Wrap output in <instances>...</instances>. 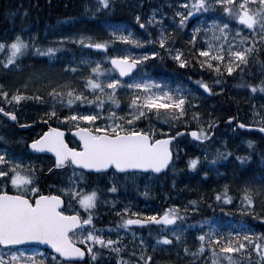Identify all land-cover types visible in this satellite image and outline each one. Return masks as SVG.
Listing matches in <instances>:
<instances>
[{"label": "snow or ice", "instance_id": "1", "mask_svg": "<svg viewBox=\"0 0 264 264\" xmlns=\"http://www.w3.org/2000/svg\"><path fill=\"white\" fill-rule=\"evenodd\" d=\"M99 4L105 8L110 5V0H99ZM251 5V6H250ZM214 7H218L223 13L227 14L230 19L240 22L251 35L245 36L241 28L235 30V35L230 36L229 24L213 20L208 28H204L205 39L209 42L206 46L198 48L194 54L196 62L201 69H208L219 76L225 73L232 74L239 70L244 71L249 63V57L264 46V0H184L182 5L183 11L174 13L178 20H175L178 28H184L189 17L194 13L208 12ZM186 13V14H185ZM137 22L141 28H144L145 22H141L139 15L136 16ZM159 18L156 16V10L148 17L146 23H158ZM201 28L194 26L189 43L195 45L197 34ZM211 33V37L208 36ZM111 36L116 40L126 43L140 45L142 43H158L161 48H166L169 55L178 62L181 67L190 66L192 57L185 58L180 49L168 47L172 34L167 32L163 25L160 27L159 34L155 41H141L134 37L133 33H124L122 29L117 28L111 31ZM35 36L25 38L22 34H16L10 41H0V51L6 50L4 66L16 65V61L25 56L30 48L35 49L40 54L53 55L58 51V47H47L41 49L36 42ZM76 39L75 37H61V40ZM88 42L89 46L94 49H107L111 40H93L92 37L81 35L77 43ZM251 41V43H249ZM259 41V43H257ZM62 46V45H61ZM157 50H149L136 58L131 55H120L108 57L113 70H118L120 76L131 73L141 61H146L149 57H158ZM264 63V62H262ZM244 66V67H242ZM73 72L76 68L71 69ZM106 69H101L99 62L91 68L92 73L97 74V78L91 75L85 77V89H92V99L84 94L83 90L70 86V82L58 84L51 87L48 92L53 104L50 110L41 116V119L47 123L46 118L57 117L55 104L59 102L64 106H69L68 115L59 116L58 119L71 121L75 124V130L82 147H69L64 140V132L59 127H48V130L42 135H38L30 141L29 147L38 152L45 150L55 154L54 167L61 168L65 165L79 166L81 169L95 170L97 173L105 170H119L127 174L129 171L151 169L160 172L165 168L172 158L170 142L175 138L173 135H162L156 138V129L151 125L147 130L139 128L135 123L149 115H154L157 119L165 121H179L187 112V107L191 106L188 95L185 90L177 86L170 89L168 85L157 84L153 80H141L129 84V88L142 90L139 94H132L128 105L130 111L124 115H118L116 111H110L105 117L106 122L102 125H95V121L100 119L102 112L84 114L71 110L72 105L79 101L81 104H93L99 109L104 108V101L101 94L105 93V87L110 89L106 93V98L110 101V107L118 108L120 101L116 98V90L121 86L119 79H109L107 84H102L99 75ZM196 83L205 91L211 92L212 88L203 79L197 80ZM219 84L220 79L213 81ZM253 92L257 90L256 85H248ZM260 91L264 92V83L260 86ZM0 97H3L6 103L16 102L19 104L23 100L33 99L42 100L38 95H28L16 89L9 94V91L0 85ZM164 110V111H161ZM0 113H4L12 121H17V115L14 111H6L0 106ZM199 113L193 114V119L199 117ZM231 121L233 117L229 116ZM89 122L90 127H80V122ZM241 128L259 127L264 133V116H261V124H245L238 122ZM214 123L209 121L208 129L204 127L191 131V135L198 140H206L211 135V129ZM181 135L177 131L175 136ZM252 146L253 141H249ZM223 156V153H218ZM7 157L5 151H0V264H45L44 259H37L36 253L28 255L26 250H21L16 246H22L28 242H39L50 245L55 253L59 254V259L53 256L49 264H85L83 258L86 256L96 261L101 254L100 249H106L108 252L116 255V264H132L130 260L120 255L122 251L121 237L117 234L116 240L106 238L102 233L103 229H97L93 223L95 209L97 207L98 193L95 189L85 193L79 188L77 169L73 167L72 176L68 178L67 186L60 189V194L42 192L34 182V167L25 168L21 163L16 162L13 158ZM199 157L192 158L188 167L195 169L199 163ZM241 160L250 159V157H239ZM51 171V169H49ZM207 175V173H205ZM83 173H79V180H83ZM11 185L16 191L8 190ZM115 184L109 189L115 192ZM227 186L224 187L223 194L217 193L216 199L223 198L226 202H231V197L227 194ZM147 194V193H145ZM264 194V188L254 190L252 187H246L242 193L241 211H247L255 216L254 205L256 196ZM68 197V206L65 205L64 196ZM79 204V208L71 207L72 201ZM193 205L196 201H191ZM81 209L85 215H81ZM193 211L196 209L193 208ZM128 213L129 209H122ZM137 214L121 218L120 227L130 229L132 225H147L150 222L163 225H175L180 216L178 206L163 211V214L147 215L141 213V218H133ZM264 220V216L259 217ZM209 223L207 231H201L198 239V246L195 251H191L184 246V252L190 253L194 257H199L207 250L211 264H251L253 253L258 257L257 264H264V234L253 233L245 225H240L239 231L228 232L227 235L221 233L215 224ZM87 226V227H85ZM135 233L133 237L135 238ZM177 241L181 237L173 232ZM164 244H171L172 241L167 235H162L157 240ZM140 247L146 249L145 241H139ZM86 245V247L81 246ZM99 246V247H97ZM155 247V245H153ZM107 254V253H105ZM140 260L136 264H148L152 259L149 255L145 259L142 253L138 254ZM63 258H69L67 260ZM71 258H79L72 260Z\"/></svg>", "mask_w": 264, "mask_h": 264}, {"label": "trees", "instance_id": "2", "mask_svg": "<svg viewBox=\"0 0 264 264\" xmlns=\"http://www.w3.org/2000/svg\"><path fill=\"white\" fill-rule=\"evenodd\" d=\"M179 4L180 2L176 8L175 0H128V3L125 4L110 1L109 7L105 8L99 4V0H0V40L2 41L14 37L16 33L23 34L25 38H28L30 30L36 27L40 30L38 37L41 38L46 28L68 31L70 25H74L71 30L84 27L86 32H90L92 36L96 37V40L112 41L107 49H94L85 46L79 54L75 52L76 47L55 43V46L51 47H58V51L45 57V64L48 67L66 71L67 67L76 66V58L85 51L90 53L93 59L99 60L105 69H109L108 57L131 55L132 58H136L149 50H157L159 52L158 57H149L148 60L140 62V65L145 68L143 70L147 76L145 80H153L157 84L168 85L170 89L180 86L181 89L185 90L192 104L187 107L186 115L181 117L179 121H165L157 119L154 115L142 118L141 121L144 120L148 125L142 124L141 126L139 123L138 127L144 129L148 128L149 125H155L156 138H161L162 135L175 136L177 131L198 130L201 127L207 130L209 121L214 123V127L211 129V134H214L206 143L195 142L186 136H178L175 143V150H177L175 164L167 174L158 179L154 178L159 181V186L151 193L152 196L143 194V187L137 184L139 196L136 197L132 193L136 192L135 188L130 185L112 196L120 197L119 200H115L116 203L97 207L93 218L94 225L97 229L104 230L102 234L106 238L110 237L116 240L117 234L120 235L122 244L120 255L130 260L132 264H136L140 260L138 255L140 253L144 255L145 259L149 255L152 257L148 264H211L207 250L199 257L184 252L185 245L190 249V252L196 250L199 243L197 237L201 231L208 230V222L215 224L219 231L225 235L228 232L239 231L241 224L253 233L264 234V220L259 218L264 216V198L262 197L263 200H260L256 196L255 216L240 210L243 190L249 186L253 187L252 182H256L261 187L264 186V137L257 132H243L226 124L229 116L233 117L236 122L261 124V116H264V92L260 91V86L264 83V63H262L264 62V46L250 55L248 65L242 66L244 67L243 73L236 70L232 74L225 73L221 77L218 74L214 76L216 73L212 71L208 75L201 71L194 55L199 48V43L195 45V50L192 48V57H194L195 62L188 66L190 70L185 71L177 67L179 64L172 58L173 54L169 55L167 49L161 48L158 43L136 45L116 40L111 36V31L119 28L125 34L133 33L134 37L141 41H155L160 26L159 24L146 23L148 17L153 14V10H156L158 21L162 22L167 32L172 33L173 8L176 12L179 9ZM210 13L211 19L214 11L210 10ZM137 15L140 16L141 22H145L144 28H141L137 22ZM190 24L191 21L188 20L186 26L182 29L179 28V30L188 31ZM14 30L18 32H14ZM39 41L44 46L54 44L42 39ZM173 42L176 41L172 35L168 47L175 49ZM22 64H24V60L17 62V65ZM13 67L10 65V69L13 70ZM200 79L206 81L212 88L210 93H204L197 87L196 81ZM217 79H220V83L214 84L213 81ZM0 81V85H3L10 94L11 90L9 89L12 87L9 80L0 79ZM250 84L257 86L255 92L248 87ZM141 91L137 90V94ZM106 100L105 97L104 101ZM29 103L37 104L30 112L26 111V105ZM52 104L51 98L45 100L28 99L17 104L16 102L6 103L4 98L0 97V106L4 107L6 111H14L18 116L20 125L37 122L41 119L37 118L39 117L37 114L44 109L47 113ZM84 105L86 104L77 102L70 107H72L71 110L82 111ZM55 109L57 117L46 118V120L55 127L66 130L68 128L75 129L73 122L58 119L59 116L70 113L69 106L57 102ZM194 113L200 114L197 119H193ZM85 126H89L86 125V121L80 122V127ZM225 132L235 134H227L222 139V134ZM31 139V132H19L14 124L0 117V151H5L7 153L6 158H13L16 162L23 164L25 168L34 167L33 179L36 186L48 194L49 191L52 192L48 188L49 184H52L59 175L56 173L48 179L45 178V174L54 166V160L32 156L28 150ZM182 140L184 142H181ZM249 141L254 142L252 146H249ZM218 153H223V156L218 155ZM195 157L200 158L197 167L195 169L189 168V161ZM239 157H250V159L241 160ZM233 164L236 166L231 167ZM230 167L232 173L236 174L234 175V177L236 176L234 178L235 185L226 184V176L231 173ZM212 172L220 174L218 182H214ZM134 176L139 177V175ZM222 183L227 186V194L231 197V202H226L223 198L216 199L217 193L215 191L217 190L213 191V189H221ZM8 190L12 191L10 184ZM128 197H130V202L127 201ZM191 201H196V204L193 205ZM130 203L132 204L130 205ZM173 205L179 207L182 217L176 221L183 229L179 245H177L176 239L169 234V229L166 228L141 229L130 227L131 230H129L119 226L122 217L130 216L133 213L137 214L133 218L140 217L139 214L141 213L144 214L143 218L151 214L159 215ZM124 208H128L129 212L124 213L122 211ZM193 208L196 210L193 211ZM133 233L136 234L135 238ZM162 235H167L172 243L164 244L161 241L157 244V240ZM141 239L145 241L146 249L140 247L139 241ZM261 242L264 243V240ZM82 246L86 247V245ZM100 253L101 259L93 261L94 264H116L114 253L108 252L106 249H100ZM176 256L181 259L175 260ZM257 261L258 257L253 253L251 264H257Z\"/></svg>", "mask_w": 264, "mask_h": 264}, {"label": "rangeland", "instance_id": "3", "mask_svg": "<svg viewBox=\"0 0 264 264\" xmlns=\"http://www.w3.org/2000/svg\"><path fill=\"white\" fill-rule=\"evenodd\" d=\"M110 1L112 3H117V2H121L122 4L128 3V0H110ZM178 2H181V1L175 0V7L176 8L178 6ZM189 2H191V0H189ZM131 3H134V2H131ZM183 3H184V0H182V4H181L179 11H183V8H182ZM217 11H218V17L226 18V14L223 13L220 9L219 10L217 9ZM174 13H175V10L173 8V16H174ZM201 15H202V13H194L193 16L189 17V18L192 19L194 17V18L198 19L201 17ZM217 19L218 18H216V20ZM230 21L231 22L229 24V29H228L230 36L235 35V30L238 27L242 29L243 34L245 36L251 35L249 30H247L245 27L240 25L239 21L234 20V19H230ZM155 24H159V26L161 27L162 22L158 21V23H154V25ZM73 26L74 25H70L68 27V31L64 30V29L51 30V28H46L43 31V33L44 32L45 33L41 38L38 37L40 30L36 27V28H33L30 30L29 37L35 36L37 38L36 42L38 43V45L40 46V48L42 50L47 48V47L55 46V43H58V44H66L69 46L76 47L75 52L79 54L81 52V49L85 46L86 47L89 46V44L87 41H85L84 43H77L76 40H78L81 35H83L85 37H92L94 41L96 40L95 39L96 37L92 36L90 32H86L84 27H80L79 29H76V30H71L73 28ZM174 26H175V21H173V31L171 33L173 35V39L176 41L175 43L173 42V46L175 47V49H180L185 58H188L190 56L192 57L193 50H195V45L199 42L196 41L195 45L193 46V44L189 43V41L191 40V36L188 33V31H185V29L179 30V28L177 26L176 27H174ZM14 32H18V31L14 30ZM97 36H99V35H97ZM208 36L211 37V33H208ZM61 37H75L76 39L61 40ZM12 38H8V39L3 40V41L8 42ZM40 39H42L45 42L54 43V44H51L49 46H44L39 41ZM0 41H2V40H0ZM208 42L209 41L206 40L205 36H204L203 42L199 43V48L206 46V44ZM250 42L251 41H249V43ZM257 42H259V41H257ZM42 46H44V48H42ZM192 48H194V49L192 50ZM83 52L84 53L79 58L78 57L76 58V61H75L76 66L67 67L66 71H64L60 68L48 67L45 64L46 63L45 57L47 55L46 54H40V53L36 52L35 49H33V48H30L28 50V52L25 54V57L23 56V57L19 58V59L24 60V64L17 65V62L19 61V59H18L16 61V65L13 67V70H12V69H10V65L7 67L4 66V62H5V58H6V50L0 51V79H5L6 81L9 80L10 85L12 87L11 89H9V90H11V93L13 91H15L16 89H19L21 92H26L28 95H33V94L38 95V96L42 97L43 100H45L46 98L50 99L48 92L50 91L51 87H55L58 84H64L67 81V82H70L71 87L83 90L84 94L86 96H89V99H92V95H91L92 89H85V87H84L85 79L84 78L89 76V75H91L92 78H94V79L97 78V74L92 73L91 68L94 67L95 64L97 62H99V60L93 59L90 53L88 54L85 51H83ZM173 55H174V51H173ZM193 62H195L194 57H192L190 64H192ZM198 66H199V64H198ZM73 67L76 68L75 72H73L71 70ZM177 67L182 68L185 71L187 69H189V67H181L180 65H178ZM101 69L103 70L105 68L101 65ZM143 70H144V67L141 66L140 71H139L140 73L138 74V76L135 79H132V80L127 81V82H122L120 80V78L115 76V74L109 69L107 71H102L101 74L99 75V80L102 84H107L109 79H119L121 81V86L119 88H117V90H116V98L119 99V101H120L118 108L114 105L110 107V101H108V100L104 101V98L106 97L105 94L110 91V89L105 87V93L104 94H101L98 91L96 93L97 95H101L103 98V101H104V108L103 109L97 108L95 106V103H93V104L84 105V109L82 111H77V112H80V113L86 112L84 114L102 112L103 115L100 117V119L95 121V125L104 124L106 122L105 117L107 116V114L110 111H116L118 115H124L125 113L129 112L130 109H129L128 105L130 103V97L134 93L137 94V89L129 88L128 85L132 84L134 82H139L141 80H145L147 78V76L145 75ZM201 71L205 72L207 75H208V73H210V70H208L206 68L201 69ZM216 75L217 74H215L214 76H216ZM214 76H212V77H214ZM0 84H1V81H0ZM176 87L177 86H175V88ZM175 88L173 87V89H175ZM77 102H79V101H77ZM36 105H37L36 103L27 104L26 105L27 106L26 111H28V112L32 111L31 109L36 107ZM44 113H46V109L41 110L37 114L39 116L37 118H41V116H43ZM141 120L136 121L135 123L137 125H139V123H141V126H142V124H144L145 126L148 125L147 122H145L144 120L142 122ZM86 125H89L88 127L93 126V125H90L89 122H87V121H86ZM151 126L156 129L155 125H151ZM144 129L147 130V128H144ZM213 132H214V130H213ZM156 133H157V131H156ZM231 133L235 134L233 132H225L224 134H222L221 138L223 139L227 134H231ZM181 142H184V141L182 140ZM174 151H175V153L177 152V150H174ZM233 163H234V161H233ZM232 166H236V165L233 164V165H231V167ZM231 167L229 169V171L231 173H228V175L226 176V180H227L226 184L235 185V183H234V178H235L234 175L235 174L232 173ZM72 171H73V169H70L65 174L60 175L59 177L55 178L53 181L54 184L49 186V187L54 188V192L57 194H60V189L67 186L68 178L70 176H72ZM83 176H84V179L79 180V173L77 172V177H75V179L78 180L79 188L83 189L85 193L90 192L93 189H95L97 191V193H98L97 207H98V204H100L101 206L104 207V206H108L109 204L116 203L115 200H119L120 197L119 196L112 197L113 194L119 193V191L126 186H130V185L134 186V188H135L134 190L136 192H132V193L135 196H139V193L137 191L139 189V186H137V184L141 185L143 187L142 193L143 194L147 193V195H149V196H152L151 193L159 186V184H158L159 181L155 180L151 176H141L138 178L124 177V178H118L116 180L115 185L117 187V190L115 192H111V191H109V189L112 187L111 183L114 182V179H115L113 174H109L108 178H103V177L90 178V177L85 176L84 174H83ZM212 176L214 177V182L215 181L218 182L220 180V174L219 173L214 174V172H212ZM108 181H110V183H108ZM205 181H208V179H205ZM102 184L106 185V187H104L105 189H102V187H101ZM224 187H225V185H223V183H222L221 189H213V191L217 190V191H215L216 193H221L224 191ZM261 188H264V186L261 187L257 184V185H255L254 190H259ZM12 190L16 191L14 188H12ZM257 197L260 200H263L262 197L264 198V194L257 195ZM63 198H66L68 200V197L66 195ZM129 199H130V197L127 198L128 202H130ZM131 204L132 203H130V205ZM97 207L95 209V213L97 211ZM70 208H79V204L75 200H73ZM81 215L82 216L85 215V213L82 209H81ZM168 232H169V234H171V236H173V232H175L177 235H179L182 238L183 229H182L181 225L177 223V227L169 229ZM176 243H177V245H179L180 241L176 240ZM21 250H26L28 255H31L32 252H35L36 258L37 259H44L46 264H49V262L51 260V257L44 252L34 250V249H27V248L21 249ZM101 256L102 255L100 254L97 257V260L101 259ZM180 259L181 258L178 256L175 257V260H180ZM88 264H94L93 260L91 261V259H90V262Z\"/></svg>", "mask_w": 264, "mask_h": 264}, {"label": "water", "instance_id": "4", "mask_svg": "<svg viewBox=\"0 0 264 264\" xmlns=\"http://www.w3.org/2000/svg\"><path fill=\"white\" fill-rule=\"evenodd\" d=\"M110 66L114 69V66L111 64V62H110ZM138 69H139V68H138V65H137V67L134 68V69L132 70L131 73H128V74H126L125 76H120L119 71H118V70H115V71L118 73V75L121 77V79H123V80H127V79H129L130 77H132V76L138 71ZM0 115L6 117V118H8V119H10L9 117L5 116L4 113H0ZM10 120H11V119H10ZM11 121H12V120H11ZM12 122H13V123H16L17 121H12ZM228 123H229V124H234L235 121H234V120H231V121L229 120ZM236 125H237V128H239L241 131H253V132H258V133H261V134L264 136V133H262V132L259 130V128H254V127H252V128H241V127L238 126V123H237ZM28 128H30V126H21V127H19L20 130H25V129H28ZM185 134H186V133L183 132V135H185ZM66 135H67L66 132H64V140H65V142L67 143V141H66ZM71 135H72L73 138H75V139L81 144V142L79 141V136H77V134H76V131L72 132ZM189 136H190L193 140H195V141H199L198 139H196L195 137H193V136L191 135V132H189ZM175 142H176V138H174L173 141L170 142V150H171V152H172V158H171V160L169 161V164H168L165 168L161 169L160 172H155V171H153V170H151V169H147V170L129 171L127 174H132V173L153 174V175H155V176H157V177H160V176L166 174V173L169 171V169L171 168V166H172V164H173V162H174V154H173L172 146H173V144H174ZM68 146H69V145H68ZM81 147H82V144H81ZM29 150H30V152H31L33 155H36V156H50V157L55 158V154H54L53 152H50V151H47V150H45V151H43V152H38V151H36V150L31 149L30 147H29ZM68 166H69V165H65L64 167H68ZM74 167H76L77 170H81V171H84V172L89 173V174H90V173L103 174V173H109V172L112 171V169H110V170H105V171H103V172H99V173H97L95 170L81 169L79 166H74ZM61 169H63V167H61V168H57L56 170H61ZM114 171H115L118 175H124V174H125V173L120 172L119 170H114ZM62 207H64V205H63ZM132 226H134V227H149V226L172 227L173 225H163V224H159V225H158V224H155L154 222H150V223L147 224V225H132ZM27 246H36V247L42 248V249L47 250V251H49L50 253H52V254H54V255H56V256L59 257V254L55 253L54 249H52L50 245H47V244H44V243H39V242H28V243H26V244H24V245H22V246H17V247H27ZM63 259L67 260V259H69V258H63ZM71 259H72V260H78L79 258H71ZM83 259H84V261H85V260H86V257L83 258Z\"/></svg>", "mask_w": 264, "mask_h": 264}, {"label": "flooded vegetation", "instance_id": "5", "mask_svg": "<svg viewBox=\"0 0 264 264\" xmlns=\"http://www.w3.org/2000/svg\"><path fill=\"white\" fill-rule=\"evenodd\" d=\"M173 21H175V19H173ZM218 21H220L221 23H224V20L222 18L219 17ZM194 26H198L201 28V32L197 34V40L199 43H202L204 40V32L203 29L207 26L206 24L203 23V17L201 15L200 18H196V22L195 24L191 27V29L189 30V33L192 34V28ZM176 27V23L175 26ZM36 127L34 129L39 130L38 133H36L35 135H32V137H37L39 134H42V132L44 131V126L41 123H36ZM69 144L71 143L72 147H76L78 148V145L75 141L71 140L70 137L68 138ZM91 177H94L93 175H91Z\"/></svg>", "mask_w": 264, "mask_h": 264}, {"label": "bare ground", "instance_id": "6", "mask_svg": "<svg viewBox=\"0 0 264 264\" xmlns=\"http://www.w3.org/2000/svg\"><path fill=\"white\" fill-rule=\"evenodd\" d=\"M88 5H89V4H88ZM89 8H90V7H89ZM88 10H89V9H88ZM99 27H100V26H99ZM94 37H95V36H94ZM78 58H79V57H78ZM62 60H63V59H62ZM72 60H73V59H72ZM66 61H67V60H66ZM69 63H70V62H69ZM144 69H145V68H144ZM181 69H182V68H181ZM139 71H140V69H139ZM139 73H140V72H139ZM237 130H238V129H237ZM180 136H184V135H183V132H181V135H180ZM173 154H174V162H173V164H175L176 153H175L174 150H173ZM234 171H235V170H234ZM246 172H247V171H246ZM235 175H236V174H235ZM235 177H236V176H235ZM249 177H250V174H249ZM252 177H253V176H252ZM248 180H249V179H248ZM254 180H255V179H254ZM248 182H249V181H248ZM249 183H251V182H249ZM62 184H63V183H62ZM251 184L253 185V187H252L253 189L255 188V185H257L256 182H252ZM243 186H244V185H243ZM249 187H250V186H249ZM242 190H243V189H242ZM244 190H245V189H244ZM244 190H243V191H244ZM136 197H137V196H136ZM136 218H141V217H136ZM176 227H177V225H174V226H173V228H176ZM136 228H140V227H136ZM182 233H183V232H182ZM173 237H174V236H173ZM174 238H175V237H174ZM180 240H181V239H180Z\"/></svg>", "mask_w": 264, "mask_h": 264}]
</instances>
